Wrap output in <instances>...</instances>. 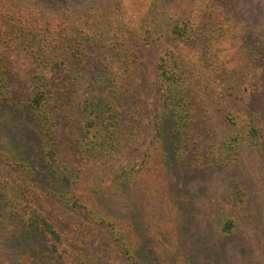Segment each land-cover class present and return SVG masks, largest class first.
I'll return each mask as SVG.
<instances>
[{"label":"trees","instance_id":"16d2710c","mask_svg":"<svg viewBox=\"0 0 264 264\" xmlns=\"http://www.w3.org/2000/svg\"><path fill=\"white\" fill-rule=\"evenodd\" d=\"M50 1L0 0V159L16 171L0 180V215L6 214L0 222L9 219L40 235L47 254L63 264H106L72 245L40 205L46 195L104 225L133 264H229L225 244L243 218L235 209L226 214L211 243L205 234L186 233L190 201L182 191L190 177L179 171L191 154L196 104L240 65L234 54L238 40L255 63L264 59V44L244 21L243 0H98L71 10L55 4L79 0ZM163 35L177 44L157 55L160 106L152 127L135 94L143 72L135 47ZM5 49L25 51L39 67L24 114L17 113ZM58 99L72 112L80 132L74 149L85 163L117 159L129 144L140 148L148 128L154 136L146 154L103 177L82 176L61 151ZM254 105L246 117L234 111L224 115L233 132L210 151L220 177L239 163L243 146L264 153V124ZM141 192L172 211L166 227L149 222ZM187 237L196 243L187 245Z\"/></svg>","mask_w":264,"mask_h":264},{"label":"rangeland","instance_id":"374dc122","mask_svg":"<svg viewBox=\"0 0 264 264\" xmlns=\"http://www.w3.org/2000/svg\"><path fill=\"white\" fill-rule=\"evenodd\" d=\"M45 1L52 5V1ZM96 1L98 0H79L69 1L65 6L64 3L55 5L57 8L78 9L77 6H86ZM165 1L159 0L160 3ZM242 11L245 14L244 21L250 24L253 34L264 44V0H243ZM200 20L201 16H198V21ZM176 44L174 39L163 35L152 42L141 41L135 47L139 49L143 62L142 80L135 94L141 101L145 121L152 127L160 106V89L156 81L157 55L164 46ZM236 44L235 61L240 60L239 66L235 64L236 73H229L219 85L213 87L214 92L196 104L191 154L179 171L183 176L190 177L185 191H182L184 199L190 201L186 210V218L189 220V230L186 233L194 236V233L199 232L206 235L209 243L214 242L213 229L226 214L235 209L243 220L233 237L225 244L230 251L229 264H264V153L252 146H243L238 157L239 163L234 169L224 171L221 177L210 156L213 145L233 132L225 119V113L234 111L246 117L247 107L255 104L254 111L264 124V59L261 63H255L241 41L238 40ZM4 54L11 69L17 113L24 114L27 101L33 94L32 79L39 67L25 51L5 49ZM45 71L50 73L49 70ZM55 84L57 90L62 91L60 84ZM83 98L82 93L77 96L78 107L82 106ZM58 102L59 105L55 107L58 112L57 128L61 151L71 167L82 176L103 177L140 160L146 154L148 144L154 136V130L148 128L143 131L140 148L129 144L117 159L97 166L85 163L74 149L80 132L72 119V112L62 108L60 99ZM153 166L154 164L151 167ZM154 175L152 173L150 177L153 178ZM15 176L16 171L0 159V180ZM140 197L145 203V213L152 226L166 227L174 217L172 211L143 192ZM39 201L48 216L69 236L73 246L96 255L106 264H133L113 241L104 225L89 220L81 212L50 196L41 195ZM0 216L6 217V214L2 213ZM185 240L187 245L196 243L194 237H187ZM0 264L63 263L47 254L46 244L40 235L6 219L5 223L0 222Z\"/></svg>","mask_w":264,"mask_h":264}]
</instances>
